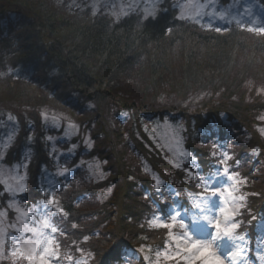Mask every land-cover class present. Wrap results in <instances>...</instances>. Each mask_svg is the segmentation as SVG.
<instances>
[{
	"label": "trees",
	"instance_id": "16d2710c",
	"mask_svg": "<svg viewBox=\"0 0 264 264\" xmlns=\"http://www.w3.org/2000/svg\"><path fill=\"white\" fill-rule=\"evenodd\" d=\"M172 1L115 20L67 0H0V112L19 129L4 163L28 158L23 197L54 196L79 264H146L129 258L143 246L156 262L173 238L153 221L177 203L193 211L216 173L245 196L238 234L254 248L264 238V34L180 20ZM173 138L191 153L179 167L163 143Z\"/></svg>",
	"mask_w": 264,
	"mask_h": 264
},
{
	"label": "rangeland",
	"instance_id": "374dc122",
	"mask_svg": "<svg viewBox=\"0 0 264 264\" xmlns=\"http://www.w3.org/2000/svg\"><path fill=\"white\" fill-rule=\"evenodd\" d=\"M71 6L78 8H88L94 14L103 13L109 17H112L115 20H120L124 17H127L132 14H138L144 16V18H155L159 12L161 11V6L164 0H67ZM175 1L174 7L178 11V19L187 20L192 23L205 26L207 28L213 29H221L223 31L227 26H235L241 25L242 28H252L259 29L264 27V0H228L229 3H226L227 0H173ZM195 6H200L201 15L193 16L192 18H188L191 15L192 10ZM121 9L127 12L126 15L121 14ZM184 18H181V16ZM223 15V19L220 16ZM227 32V30H225ZM252 32L258 33L259 31L253 30ZM261 33V32H260ZM264 34V33H261ZM14 85V84H12ZM32 91L36 90L35 86L31 87ZM264 119V118H263ZM18 129V121L17 118L13 117L9 113L0 112V228L4 229L7 232V237H5L6 243L4 245L6 251L11 247H14L13 238L24 237L35 239L32 236V233H20L15 230V228L11 227L15 225L16 227H21L20 222L17 217L19 216V212L16 208L10 207L9 205L15 201L16 207L21 209L22 211H28L31 213V219L27 221L28 225L34 226V224H39V221L47 218L51 223L52 218L57 216L56 207L58 206L57 201L56 207L49 206L46 204L45 200H37L34 202L30 200L28 202V198L25 199L26 190L29 188L28 181V171L27 164L30 162L26 157L23 164L14 163L12 165H7L4 163V158H6L7 151L14 145L15 137ZM77 130L73 128V125H70L68 136H74ZM264 132V131H263ZM186 138L172 140H163L166 148L170 150V152L175 154V162L174 164H178L181 166L184 157H189L191 153L186 148ZM227 153L228 159L231 158V153L227 150H222ZM186 153L187 155H180V153ZM60 154V153H59ZM57 154V157L59 156ZM29 156L28 150L25 151L23 157ZM228 159L224 161L222 164L227 166ZM198 163V162H197ZM199 164V163H198ZM60 165V167H58ZM57 169L51 173L55 175L57 178L61 173H67V169L64 168V164L58 163ZM93 171V178L98 177L95 175V171ZM45 172L47 170L45 169ZM49 173V182L54 185V183H58L52 175ZM192 175V173H189ZM218 174L214 177H217ZM53 177V179H50ZM17 180L23 185L24 190L22 192L18 191L15 194L9 192L7 188L9 186H15ZM206 185H203V188L209 186V179ZM42 185H45L42 182ZM228 185L226 186V191H222L223 184L219 179L215 181L213 186L216 190L217 195L211 197V205L208 207L206 204L201 203V208L205 210L201 212L199 209L191 211L189 214L192 219H196L199 221L198 224H193L192 228L189 230L182 220H185L184 212L177 210L178 204L174 205L175 207L170 208L171 217H173L176 213H179V216L176 217L175 221H163L161 218L155 219V223H173V227L169 229L172 234V238L174 241L169 245V247L159 252L160 255L155 256L156 262L153 261L154 258L150 250L146 247H140L139 252L132 255L134 252L129 253V258H133L135 261L139 262H148V264H205L206 258L211 260L212 257H209L207 253L198 252L195 248L192 247L193 243L196 241H209L211 244V252L218 256L223 264H247L245 262L246 259V251H244L245 241L243 239L239 240V236L237 235V225L234 222L241 215L249 214L250 212L243 210L246 206L245 203L241 202L242 194L237 193V185L235 177L233 176L230 181L228 180ZM45 185V190L49 193L53 191L52 187L47 184ZM54 192V191H53ZM5 195L8 198L3 201V197ZM51 195V194H50ZM209 193L203 192L200 196H195L193 198V206L196 207L197 203L201 202V197H208ZM245 196H243L244 199ZM197 209V208H196ZM207 216L209 219H218L221 222V231L216 232L215 229L208 225L203 217ZM114 220L116 218L114 217ZM235 224V228H231V225ZM262 228L264 224L259 223ZM227 230L228 235L224 237L223 232ZM45 233L49 238H52L55 243L56 237L49 234L50 229H44ZM215 236V240L213 237ZM191 237V239H189ZM66 240V239H65ZM175 243V246L172 244ZM261 245H264V238L261 242ZM56 249L55 256H48L50 264H79L75 259L70 258L65 254L66 250L63 246H59ZM177 248V251L175 249ZM143 249V250H142ZM188 249V251H185ZM42 249H38L40 251ZM239 253V254H237ZM132 255V256H131ZM262 256H264V250L262 251ZM148 257V259H145ZM167 257V259L165 258ZM131 258V259H132ZM58 259L60 262H58ZM68 259V260H67ZM62 260V261H61ZM80 260V259H78ZM67 261V262H65ZM7 262L12 264V257L7 256L5 254L4 257H0V263ZM130 262V260H129ZM20 264H27L26 261H21ZM132 264V263H129Z\"/></svg>",
	"mask_w": 264,
	"mask_h": 264
},
{
	"label": "snow or ice",
	"instance_id": "6c2138e0",
	"mask_svg": "<svg viewBox=\"0 0 264 264\" xmlns=\"http://www.w3.org/2000/svg\"><path fill=\"white\" fill-rule=\"evenodd\" d=\"M121 14L126 15L127 12L121 9ZM201 14L202 13L200 10V6H195L192 10L191 15H189L188 18H192L193 16H200ZM181 18H184L183 14ZM220 18L223 19L224 18L223 15H221ZM216 30L220 31L221 29L217 28ZM253 30L264 33V27L259 29L249 28V31H253ZM180 155L184 156L187 154L181 152ZM227 159L228 156L227 153H225L224 161H226ZM176 166L179 167L178 164ZM98 170L99 167L97 165V171ZM224 172L227 173L226 168L224 169ZM63 174L64 173L62 172L61 175ZM218 178L219 177H213L211 178V180H209V186L205 187L204 189L205 192L209 193V196L201 197V202L196 204V208L199 209L201 212L205 210L204 208H201V203H204L208 207H210L211 197L217 195L215 188L211 185H213ZM228 178L232 179L231 176H229ZM157 184H159V181H157ZM7 190L15 194L18 191L22 192L24 188L23 185L19 182V180H17L16 185L9 186ZM240 199H243V197H240ZM46 204L49 206L56 207L54 196H49V198L46 200ZM9 206L16 208V210L20 213L17 219L20 222L21 227H16L15 225H12L11 227L15 228V230L20 233H32V236L35 237V239L24 238V237L13 238L14 247H11L6 251L4 245L6 243L5 237H7V232L4 229L0 228V257H4L5 254L7 256L12 257V264H20L21 261H26L27 264H50L48 256L56 255V249L58 248V245L55 243V241L52 238L48 237L44 229H50L52 233H55L57 232V228L52 226L47 218L40 220L39 224H34V226L30 227L27 221L31 219V213L28 211H22L21 209L17 208L15 201H13ZM56 210L62 211V209H59L58 207L56 208ZM0 215H3V213H0ZM177 216H179V213H176L172 217V220L175 221ZM203 219L208 225L212 226L216 232L221 231L220 220L209 219L207 216H204ZM153 223H155V220L153 221ZM192 223L198 224L199 221L194 218L192 220ZM157 226L166 229H171L173 227V223H159ZM235 227H236L235 224L231 225V228H235ZM223 235L224 237H227L228 231L225 230L223 232ZM189 239H191V237H189ZM213 240H215V236L213 237ZM192 247L195 248L196 251L207 253L209 257H212L211 260H208L206 258L205 264H223V261L218 256H215V254L211 252V244L209 241H196L193 243ZM38 249H42V250L38 251ZM185 251H188V249H185ZM159 255L160 253H157L158 257ZM165 258L167 259V257ZM145 259H148V257H145Z\"/></svg>",
	"mask_w": 264,
	"mask_h": 264
}]
</instances>
